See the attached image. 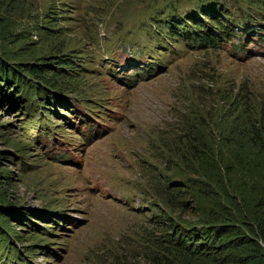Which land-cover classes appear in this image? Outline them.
<instances>
[{
  "label": "rangeland",
  "instance_id": "374dc122",
  "mask_svg": "<svg viewBox=\"0 0 264 264\" xmlns=\"http://www.w3.org/2000/svg\"><path fill=\"white\" fill-rule=\"evenodd\" d=\"M214 1L0 0V264H155L199 218L174 188L193 146L226 149L247 105L264 128V2ZM216 18V46L172 38Z\"/></svg>",
  "mask_w": 264,
  "mask_h": 264
},
{
  "label": "trees",
  "instance_id": "16d2710c",
  "mask_svg": "<svg viewBox=\"0 0 264 264\" xmlns=\"http://www.w3.org/2000/svg\"><path fill=\"white\" fill-rule=\"evenodd\" d=\"M213 3L217 6V2ZM200 8L204 9V5ZM199 22L205 23L202 19ZM201 23L193 27L185 24L190 30L183 27L172 38L182 35L201 47H211L234 35L233 23L224 24L216 18L217 30L212 29V33L202 29ZM243 28L249 32L247 22ZM45 66L52 63H36L25 70L45 77ZM57 68L56 74L63 70L62 66ZM7 70L0 60V91L13 95L19 81ZM46 99L52 104L49 97ZM68 103L64 104L69 106ZM246 108L251 111L252 105ZM249 115L245 125L228 135L236 137L229 140L226 149L221 146L211 150L204 141L193 146L195 152H191L186 163L196 175L193 185L185 183L174 188L192 195V202L184 199L181 206L190 213H198L199 218L194 220L189 214L192 219L173 228L172 249H167L168 254H163L155 264H264V128L256 126ZM200 141L195 139L192 144ZM7 210L0 205V219L5 218Z\"/></svg>",
  "mask_w": 264,
  "mask_h": 264
}]
</instances>
